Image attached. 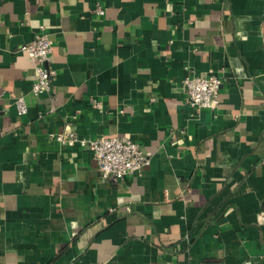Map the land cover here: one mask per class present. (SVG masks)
I'll return each mask as SVG.
<instances>
[{
  "label": "crops",
  "instance_id": "1",
  "mask_svg": "<svg viewBox=\"0 0 264 264\" xmlns=\"http://www.w3.org/2000/svg\"><path fill=\"white\" fill-rule=\"evenodd\" d=\"M188 71L222 79L216 110L191 116ZM69 133L151 163L104 180ZM263 211L264 0H0V264H264Z\"/></svg>",
  "mask_w": 264,
  "mask_h": 264
},
{
  "label": "built area",
  "instance_id": "2",
  "mask_svg": "<svg viewBox=\"0 0 264 264\" xmlns=\"http://www.w3.org/2000/svg\"><path fill=\"white\" fill-rule=\"evenodd\" d=\"M99 15L104 14L100 6L96 9ZM32 60L38 79L33 84L32 91L36 95L49 93L56 72L51 67L53 43L47 34L38 33L34 39L21 46ZM186 94V104L191 109V116H198L204 110H216L219 107V92L222 79L211 73L208 76H199L188 71L182 80ZM154 101V100H152ZM95 107L102 109V105L96 103ZM16 108L19 115H25L28 107L25 100H16ZM57 142L62 146H74L78 144L94 154L100 176L104 180L121 181L127 176L138 175L151 163L137 142L126 136H101L96 139L80 138L75 133L59 134ZM261 221L264 223V211L261 212Z\"/></svg>",
  "mask_w": 264,
  "mask_h": 264
}]
</instances>
